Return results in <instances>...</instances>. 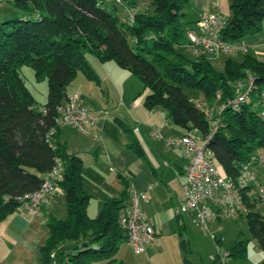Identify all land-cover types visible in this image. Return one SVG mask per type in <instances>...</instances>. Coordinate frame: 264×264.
Instances as JSON below:
<instances>
[{
  "label": "trees",
  "instance_id": "trees-1",
  "mask_svg": "<svg viewBox=\"0 0 264 264\" xmlns=\"http://www.w3.org/2000/svg\"><path fill=\"white\" fill-rule=\"evenodd\" d=\"M5 2L26 11L28 17L0 23V224L23 207L16 199L36 192L56 162L63 169L57 186L66 217L58 219L42 208L47 236L39 248L40 264H122L115 256L127 242L120 225L129 207L126 178L120 176L121 193L104 198L98 215L90 218L87 208L93 196L85 187L83 160L60 142L63 127L57 123V109L67 100L68 86L79 72L96 80L84 51L101 63L113 61L130 72L142 86L139 95L145 92L144 108L164 111L168 122L183 135H211L207 148L228 176L243 177V166L253 156L264 155V119L252 110L264 91V61L247 52L226 55L218 70L212 63L216 59L195 55L191 60L179 52L183 40L187 45V30L181 29L179 18L184 17L189 0ZM118 4L127 17L119 19L114 13ZM229 8L230 21H223L219 31L223 41L242 43L262 31L264 0H229ZM23 66L31 67L37 80L46 78L44 105L38 106L21 78L19 68ZM250 77L253 84L248 98L254 96L253 101L247 99L235 108L228 105L236 98L237 84ZM184 89L205 105L197 108V101ZM211 108L214 112L209 119ZM116 122L124 127L120 120ZM212 123L217 126L214 133ZM128 150L143 156L136 143ZM249 190V186L244 190L248 212L240 217L246 218L252 239L264 251V216L253 209ZM214 241L220 247L221 239L215 236ZM180 246L183 264H190L184 240ZM245 252L244 243L236 241L226 251L227 259L243 257ZM218 260L220 254L213 263Z\"/></svg>",
  "mask_w": 264,
  "mask_h": 264
},
{
  "label": "crops",
  "instance_id": "crops-1",
  "mask_svg": "<svg viewBox=\"0 0 264 264\" xmlns=\"http://www.w3.org/2000/svg\"><path fill=\"white\" fill-rule=\"evenodd\" d=\"M219 5L220 0H189L187 11H184V17L189 18L186 30L194 29L197 21L203 16L220 15L218 9H221V5L220 8ZM242 44L247 48L248 54L264 61V20L262 31L257 35L247 37L242 41ZM185 48L188 49L187 45ZM112 70L115 77L113 78L115 91L122 103L120 106H123L122 109L126 113L117 109L115 112L117 116L113 118L94 116L95 121L89 126V134L84 135V139H78V141L89 143V147L82 148L78 142V145H74L78 147V153L80 150L82 151L85 187L93 196L90 202L94 198L99 201L97 216L102 200L107 197H116L122 191V188L118 189L113 181H107L109 176L103 175L100 157L104 156L110 165L108 172H113L112 170L117 172L119 181L124 175L126 180L131 181L139 191L146 193L147 199L142 202L141 207L149 223L157 231L155 244L147 248L145 253L135 255L126 242L125 245L129 250L121 245L117 252L119 257L116 259L122 264H183L180 241H185L186 248L188 241L183 235L189 234L192 231L191 228H194L196 213L194 211L180 212V206L184 201V169L188 163L180 149H170L165 144L166 139L180 137L183 135V131L173 127L167 129L166 134H163L162 132L170 124L168 118L166 119L162 114L160 120V110L148 111L144 108L143 95H139V90H142L141 84L137 83L135 79L133 80V77H127L116 69ZM126 79L131 80L132 85L123 84ZM116 119L120 120L127 129L131 127L128 130L130 132L121 133L119 129L122 127L116 122ZM160 122H163V125H160ZM156 130L161 134V138H157L153 134ZM63 143L69 144L67 140H64ZM134 143L140 147L142 157H138L132 150H128V147ZM68 152L72 153L69 150ZM93 152H95L94 155ZM88 158L90 159L86 162ZM122 163L123 165H120ZM114 164H119L121 170L118 171ZM60 196L62 193L55 192L50 205L45 207L44 211L52 214L56 203L60 201ZM89 207L90 203L87 214ZM39 216L45 217V213L42 211ZM88 216L94 218L90 214ZM31 222L33 221L27 219L25 215L15 212L0 224L2 238L8 236L15 239L8 256L18 252L17 248L20 243L25 246L29 245L28 239L23 234L25 229L32 226ZM44 240L41 241V244L44 243ZM222 264H226V262Z\"/></svg>",
  "mask_w": 264,
  "mask_h": 264
},
{
  "label": "built area",
  "instance_id": "built-area-1",
  "mask_svg": "<svg viewBox=\"0 0 264 264\" xmlns=\"http://www.w3.org/2000/svg\"><path fill=\"white\" fill-rule=\"evenodd\" d=\"M5 1L7 0H0V3ZM223 24L219 15L203 16L197 21L194 29L188 30L186 33L189 51L194 55H207L212 59L246 53L247 48L242 43H228L221 39L219 31ZM252 84L253 79L250 77L248 78V89L244 93L245 82L238 83L236 98L229 101L228 105L235 108L240 103L247 101ZM259 102L264 105V91L259 96ZM204 105L202 99L196 103L197 108H202ZM57 110L59 113L57 123L60 127H69L83 135L89 134V126L94 123L95 118L82 106L81 97L78 93L68 95L66 102ZM213 112L214 108L209 109V119H211ZM259 114L264 119V108ZM216 128V123H212L211 133H214ZM153 134L157 138H161L159 131L156 130ZM210 136L202 138L197 134H187L165 141L167 148L180 149L188 163L184 169V201L180 206V212L194 211L196 213L195 219L206 230L207 220L215 222L223 218L236 219L248 212L244 190L249 186V180L256 179L253 175L245 176V173L253 163L264 164V155L259 154L253 156L250 162L243 166V177L234 179L228 176L216 163L212 151L207 148ZM62 172L61 164L56 162L36 192L16 199L23 204V208L28 214L39 216L42 208L50 205L53 194L55 192L61 193L57 184L62 181ZM122 177L125 178L124 175ZM128 189L129 207L120 217V225L125 230L127 243L131 250L135 255H140L155 244L157 231L149 223L141 207L142 202L147 199L146 193L139 191L131 181H128ZM258 193L264 194V191L259 188ZM208 206L212 207L213 213L210 212ZM211 237L214 239L215 235L211 233ZM214 259L215 256L210 257V260L213 261ZM225 259H227L226 253L223 257L220 255L222 263L225 262Z\"/></svg>",
  "mask_w": 264,
  "mask_h": 264
},
{
  "label": "rangeland",
  "instance_id": "rangeland-1",
  "mask_svg": "<svg viewBox=\"0 0 264 264\" xmlns=\"http://www.w3.org/2000/svg\"><path fill=\"white\" fill-rule=\"evenodd\" d=\"M220 5L221 9H218V12L221 15L224 23H229L231 18L229 0H220ZM117 7L118 9L117 11H114V13L118 16V18L122 19L127 17V12L125 8L119 4ZM184 11L186 12L187 10L184 9ZM27 17L28 15L26 11L14 7L11 3H0V23L8 22L11 20H24ZM188 20V17L179 18L180 27L183 31H185L186 27L188 26ZM185 42L186 41L183 40L182 44L179 45L177 49L179 52H182L184 55H186V57H188L189 59L194 60L196 57L195 55L191 54L188 49L185 48ZM83 55L88 68L90 69L96 80H89L82 72H79L73 82L68 86L67 94L72 95L74 93H78L81 97L82 106L86 108L90 112V114H93V116L95 117H98L100 115L108 118L116 117L117 115L115 114V112L117 109H119L120 111L124 110L122 109L123 106H120L122 105V103L120 101L119 95L115 91L116 89L113 84V78L115 77L113 76L112 69H116L118 72L120 71L121 73H124L125 75H127V77H133L132 79H135L137 83L140 82H138V80L130 72L121 69L113 61L101 63L96 57L86 51L83 52ZM235 58L240 59L241 57ZM226 59V56H220L218 61H216L217 59L212 60V63L215 68H217L218 70H222L224 61ZM19 74L21 78H23L27 89L35 99L38 106L44 105L47 101L48 93L46 78H41L37 80L34 76L32 68L28 66L20 67ZM130 81L131 80L126 79V81H123V84L127 83V85H132ZM247 89L248 79L245 81L244 93L247 91ZM139 92L141 93L142 90H139ZM184 92L191 100L198 101V99L195 98L192 93L187 89H184ZM142 95L144 97L145 92H143ZM253 98L254 96H250V98H248V102H252ZM263 108L264 105L261 102L254 103L252 105V110L258 112V114ZM124 112L126 113V111ZM159 113L160 120L162 114L167 119V115L164 111L160 110ZM160 125H163V122H160ZM173 127L174 126L171 124L167 125V128H165L162 133L166 134L167 129ZM125 128H120V132H130L128 130L131 127H129V129ZM140 129L143 130L141 127ZM60 131V142L63 143L64 140H67L69 142V144L67 143L68 147L65 143H63L66 145L67 149L73 154L81 157L82 151L80 150L78 153L79 149L77 146L74 145H78V142L82 148H88L89 143H85L81 140L78 141V139H84L85 136L69 127H63ZM94 153L95 152H93V155ZM89 159L90 158L86 159V162H88ZM100 161V166L103 168V175L110 177L107 181H113L117 185L118 189H123V186L117 178V172H108V166L110 165L108 164L104 156L100 157ZM120 165H123V163ZM120 165L114 164L118 171L121 170ZM250 175H253L256 179L248 181L250 187V201L251 203H253V209L259 212L262 216H264V194L258 193L259 188L264 191V164L257 163L255 165L250 166L247 170V173H245V176L248 177ZM98 202L99 201L94 198L90 202V207L88 209V214H90V216H93L94 218L98 212ZM208 208L210 212H214L212 207L208 206ZM16 213L25 215L27 219L33 221L31 222L32 226L25 229V233L23 234V236L28 239L29 245L25 246L20 243L17 248L18 252L15 255L8 256L10 255L9 253L12 244L15 243V239H12L8 236H4L3 239L0 234V264H40L39 248L44 244H41V241H43L44 238L47 236V219L42 216L37 217L30 215L26 212L23 207L18 209ZM52 214L58 219H63L66 217L65 204L62 196H60V201L56 203ZM194 224V228H191L192 231L190 229L191 232L189 234L185 233L183 235L184 238L188 241L186 246V255L190 264H222L221 260H218L217 262L213 263L212 260H210V257L217 256L219 254L221 255V257H223L226 251L232 248L235 242L239 240L244 243V247L246 248L244 256L234 259H225L226 264H263L264 251L261 250L258 247L256 241L252 239L247 227V221L245 217H239L236 219L223 218L222 220L215 222L207 220V230L204 229V227L196 219L194 221ZM210 232L219 239H221L220 247L216 245L214 239L211 237ZM121 245H124L129 250L125 243ZM118 257L119 256L117 255L115 256V258ZM55 259L58 260L57 252H55Z\"/></svg>",
  "mask_w": 264,
  "mask_h": 264
}]
</instances>
